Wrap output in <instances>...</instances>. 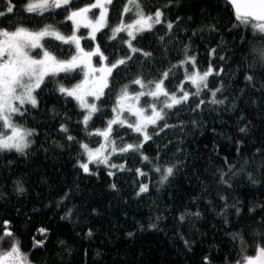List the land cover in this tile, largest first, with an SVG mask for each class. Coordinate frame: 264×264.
<instances>
[{
  "label": "trees",
  "instance_id": "trees-1",
  "mask_svg": "<svg viewBox=\"0 0 264 264\" xmlns=\"http://www.w3.org/2000/svg\"><path fill=\"white\" fill-rule=\"evenodd\" d=\"M8 2L0 0V11L6 12ZM73 2L83 7L91 0ZM126 2L113 0L108 6L109 26L96 34L95 42L82 40L88 51L98 44L108 63L131 54L122 43L128 39L125 33H120L118 40L109 39ZM11 4L14 12L0 16V28L14 30L23 25L39 30L51 24L64 35L72 34L66 12L40 17L24 12L25 0H11ZM142 6L146 14L157 8L163 12L162 24L132 41L134 47L151 56L146 59L138 52L126 68L114 70L109 88L97 101L101 112L93 116L88 127L80 123L83 110L77 102L62 97L53 81L40 92L39 106H29L27 115L17 118L35 129L31 146L24 154L0 152V234L5 228L11 230L31 264H203L205 256L212 264H225V257L230 256L234 264L240 246L231 239V233H243L249 245L247 254L255 255L253 230L264 217V65L253 49L264 47V39L254 37L250 29L233 28L234 14L222 0H142ZM133 18L131 12L124 14L125 22ZM169 21L174 23L171 32L166 27ZM213 26L216 31L211 30ZM78 34L87 36L85 29ZM44 43L60 59L74 54L72 45L48 38ZM186 45L197 57L201 72L210 62L215 69H224L221 76L208 80L210 89L222 85L216 99L224 103H208L212 97L206 89L179 111L171 110L158 127L149 126L148 132L153 134L165 122L175 125L153 134L140 152L110 157L111 163H124L127 170H113L115 175L109 176L105 165L90 164L95 174L84 173L79 163L86 162L87 157L80 142L93 149L103 143L100 136L88 133L106 127L121 88L137 76L146 82L159 79L184 58ZM217 46L221 51L210 56V49ZM221 55L227 59L221 61ZM247 74L255 76L254 85L245 80ZM80 76L76 71L56 79L70 88ZM183 78L184 70H175L165 81L167 90L175 91ZM185 89L195 91L188 83ZM129 90L140 89L131 85ZM148 99L142 98L143 107H147L144 101ZM200 99L206 103L192 111ZM61 124L68 133L60 131ZM113 127L112 138L118 147L143 139L127 127ZM241 128L246 131L240 132ZM69 134L75 140L69 141ZM141 153L150 162L142 161ZM229 164L236 175L229 172ZM172 165L174 174L161 184L162 173L153 169ZM137 168L147 175L138 176ZM221 171L229 173L231 187L219 182ZM249 174L256 183L250 182ZM140 184H147L148 191L138 196ZM18 185L23 187L22 193L17 192ZM221 196L227 198V205L240 208L239 216L235 208H229L227 224L219 214L225 206ZM252 208L254 212L249 211ZM195 212L200 217L188 215ZM181 215L186 216L183 222ZM181 236L189 241L191 251ZM34 241H43V247L33 248Z\"/></svg>",
  "mask_w": 264,
  "mask_h": 264
},
{
  "label": "snow or ice",
  "instance_id": "snow-or-ice-1",
  "mask_svg": "<svg viewBox=\"0 0 264 264\" xmlns=\"http://www.w3.org/2000/svg\"><path fill=\"white\" fill-rule=\"evenodd\" d=\"M226 2L231 5L234 11L235 23L233 28L250 29L254 37L264 39V0H226ZM111 4L112 0H93L92 3L83 7H76L73 0H25L23 10L28 14L44 17L46 13L60 15L66 12L65 21L72 23V34L64 35L51 24H47L39 30H32L23 25H17L14 30L0 28V152L15 151L24 154L25 150L31 146L32 140L30 138L35 135V129L26 127L17 118L26 116L29 106L31 108L39 106L38 96L47 87L48 83L54 81L56 91L62 97L65 99L72 98L77 102L79 108L83 110V119L80 123L87 128L93 116L101 112L97 101L101 100L105 95V89L109 88V79L113 76L114 70H119L121 66L126 68L138 52L146 59L151 56V53L143 52L141 49L134 47L132 41L138 35L152 31L155 25L162 24L164 22L162 20L163 12L160 8H157L154 13L146 14L142 6V0H127L121 14L120 23L112 27L109 36L110 40L115 41L120 39V33H126L128 39L122 40V43L127 45L130 55L124 56L113 63H108V57L103 54L98 44L89 51L84 50L81 46L82 40L87 39L95 42L97 39L96 34L109 26L108 6ZM94 9L99 10L98 15L93 12ZM13 12L14 6L9 0L6 12L0 11V16ZM129 12L133 13L135 18L126 23L124 14ZM179 19L177 17V21ZM166 27L171 32L174 23L169 21ZM81 28L89 30L87 36L77 34ZM211 30L216 31L214 26ZM193 35H196V33L193 32ZM46 38L74 46L76 49L75 54L69 59H60L46 47L44 43ZM35 50L39 51L33 55ZM183 51L184 58L163 72L159 79L146 82L142 76H137L136 79L131 81V84H126L121 88L112 108L113 117L106 122V127L103 130L96 129L88 133L89 136L102 137L104 142L95 149L90 148L87 143L80 142L82 154L87 157L86 162L79 163V167L84 173L95 174L91 172L90 164L105 165L110 169L108 171L109 176L115 175L113 170H127L124 163L119 165L111 163L110 157L116 154L125 155L140 152L144 144L152 140L153 134L159 135L165 128L175 127V125H169L165 122L162 127H159V131L150 134L148 132L149 126L158 127V122L165 121L171 110L176 109L179 111L181 106L189 104L196 97H200L204 90L207 89L212 97L208 103L213 105L224 103V100L216 99L217 94L222 91V85L215 89H210L208 86L209 77L221 76L224 69L217 70L210 62L207 70L201 72L197 57L191 54L187 45ZM219 51H221V48L217 46V48L210 49L209 55L215 57ZM253 51L259 53L260 63L264 65V47L254 48ZM93 57H99V67L93 64ZM219 59L225 61L227 57L221 55ZM177 69L184 70V78L175 91L169 92L165 86V81ZM78 70L83 73V79L71 88L66 87L56 79L62 73L66 77ZM245 80L254 85L255 76L247 74ZM186 83L190 84L195 91L186 90ZM131 85L139 86L140 90L131 92L129 90ZM88 97L92 98V102H89ZM144 97L149 98L144 101L147 108L141 104V98ZM205 103V100L200 99L192 108V111L200 110L201 105ZM148 109H150V114ZM125 113H127V117H135L134 122L130 121L124 115ZM114 125L127 127L138 133L143 139L138 144L129 143L118 147L116 140L112 138V133L115 131ZM60 131L69 132L65 124H61ZM245 131V128L240 129L242 133ZM67 139L73 141L75 137L69 134ZM140 158L142 161L150 162L149 158L143 153L140 154ZM153 170L162 173L160 183L164 184L174 174L175 165L164 168L158 166ZM229 172L236 175L233 166L230 164ZM136 173L138 176L147 175L140 168L136 169ZM228 175L229 173L221 171L218 179L222 185L231 187ZM249 180L256 183L251 174H249ZM115 187L116 185L113 184L112 188L115 189ZM23 191V187L18 185L17 192L22 193ZM147 191L148 185L140 184L137 195L140 196ZM220 199L225 201V206L219 214L225 218V224H227L229 208H235L237 216L240 215V208L236 205H227V198L224 196H221ZM249 211L254 212L255 209L252 208ZM188 215L198 218L201 214L195 212ZM185 219V215L179 217L182 222ZM5 224L7 225V222ZM257 224L258 228L253 230V237L257 239L255 255L247 254L249 245L243 233H231V239L234 242L238 241L240 246L237 254L238 259L235 260L234 264H264V231L261 230L264 229V217H261ZM152 227H156V225H152ZM40 232L45 233L46 229H40ZM88 235L90 236L91 232ZM181 239L184 240L185 247L191 251L189 241L184 239L183 236H181ZM5 243L9 244L7 249L3 247ZM38 247H43V241H34L33 248ZM0 264H31L29 254L22 251L19 240L7 228L0 234ZM203 264H212L211 258L205 256ZM225 264H233L230 256L225 257Z\"/></svg>",
  "mask_w": 264,
  "mask_h": 264
},
{
  "label": "rangeland",
  "instance_id": "rangeland-1",
  "mask_svg": "<svg viewBox=\"0 0 264 264\" xmlns=\"http://www.w3.org/2000/svg\"><path fill=\"white\" fill-rule=\"evenodd\" d=\"M93 12L94 13H96L97 15H98V13H99V10L98 9H94L93 10ZM94 18V17H93ZM135 18V17H134ZM133 18V19H134ZM132 19V20H133ZM132 20H130V21H128V22H126V23H129V22H131ZM81 29H85L86 30V34L88 35V29H86V28H81ZM99 33V32H98ZM78 34V33H77ZM126 34V33H125ZM79 35V34H78ZM83 44H82V41H81V46H82ZM83 48H84V50L86 49V47L83 45ZM93 48H95V46L93 47ZM92 48V49H93ZM36 51V50H35ZM34 51V52H35ZM75 51H76V49H75V47H74V54H75ZM85 51H88V50H85ZM33 55H34V53H33ZM72 56V55H71ZM70 56V57H71ZM92 62H93V64L95 65V66H97V67H99V57H93V60H92ZM79 71V70H78ZM80 72V74H81V76H80V80L77 82V83H79L82 79H83V73L81 72V71H79ZM76 83V84H77ZM75 85V84H74ZM73 85V86H74ZM71 88V87H70ZM88 100H89V102H92V98L91 97H88L87 98ZM141 100H142V98H141ZM145 108H147V107H145ZM148 112H149V114H150V109H148ZM126 117H127V113H125L124 114ZM129 120H132L133 122H134V120H135V117H127ZM102 138V137H101ZM102 140H103V138H102ZM104 142V141H103ZM3 247L5 248V249H7L8 247H9V244L8 243H5L4 245H3Z\"/></svg>",
  "mask_w": 264,
  "mask_h": 264
},
{
  "label": "water",
  "instance_id": "water-1",
  "mask_svg": "<svg viewBox=\"0 0 264 264\" xmlns=\"http://www.w3.org/2000/svg\"><path fill=\"white\" fill-rule=\"evenodd\" d=\"M222 1H224L225 3H227L226 0H222ZM227 4H228V3H227ZM228 5L230 6V8H231V10H232V12H233V14H234V11H233L231 5H230V4H228Z\"/></svg>",
  "mask_w": 264,
  "mask_h": 264
},
{
  "label": "flooded vegetation",
  "instance_id": "flooded-vegetation-1",
  "mask_svg": "<svg viewBox=\"0 0 264 264\" xmlns=\"http://www.w3.org/2000/svg\"><path fill=\"white\" fill-rule=\"evenodd\" d=\"M113 1V0H112ZM93 2V0H91V3ZM109 11V10H108ZM109 13V12H108ZM105 29V28H104Z\"/></svg>",
  "mask_w": 264,
  "mask_h": 264
}]
</instances>
